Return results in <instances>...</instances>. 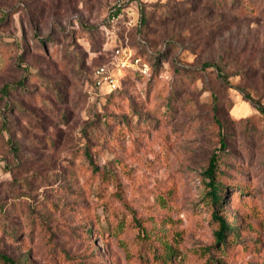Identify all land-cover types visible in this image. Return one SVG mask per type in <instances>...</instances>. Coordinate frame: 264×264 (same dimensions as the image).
<instances>
[{
    "label": "rangeland",
    "instance_id": "1",
    "mask_svg": "<svg viewBox=\"0 0 264 264\" xmlns=\"http://www.w3.org/2000/svg\"><path fill=\"white\" fill-rule=\"evenodd\" d=\"M118 1L0 0V253L18 264H264V118L243 97L264 105V0H122L119 23H135L141 4L146 44L163 56L103 107L108 87L85 89L98 65L121 75L98 32ZM215 152L232 187L223 212L250 223L225 252L202 181ZM141 228L157 255L172 248L168 260H142Z\"/></svg>",
    "mask_w": 264,
    "mask_h": 264
},
{
    "label": "trees",
    "instance_id": "2",
    "mask_svg": "<svg viewBox=\"0 0 264 264\" xmlns=\"http://www.w3.org/2000/svg\"><path fill=\"white\" fill-rule=\"evenodd\" d=\"M128 5V4H127ZM123 6H126L125 3ZM221 6V5H220ZM112 8V7H111ZM110 8V9H111ZM217 8V6H215ZM146 25H148L147 19L144 16L143 7L139 4L137 9V19L135 23L126 27L122 23H111L108 20V17L105 21L101 23L99 26V39L101 41L100 46V54L104 59L108 57H112V53L115 48L119 46H127L129 49H132L134 52L132 53L133 59H138L140 65H146L147 71L145 73L139 70H133L130 68L122 69L121 75L118 79H116V88L114 90H110L107 93L101 95V93H97V100L101 101V105L104 107L105 103L111 99L112 96L117 95V90L121 88L122 82L126 80L128 77H138L142 79H149L153 74V68H157L159 66V61L161 60L163 53L159 52L156 53L153 51V48L146 44ZM42 44L43 41H38ZM39 44V45H40ZM18 60L21 62L23 60L22 55L20 54ZM227 64V63H226ZM254 63H252L253 65ZM239 65V63H237ZM101 66H96L91 74V82L87 85L85 89V94L88 95L87 89L92 90V93L98 92V88L95 86V71L96 69ZM208 66V65H207ZM215 66V65H214ZM176 68H184V65L180 62L176 63ZM240 70H243L244 67L239 66ZM216 70L221 78L226 81V77L224 74H221L222 70L220 67H216ZM23 81L21 80V83ZM20 83V82H19ZM11 88L10 85H6L3 87L4 92H7L8 89ZM243 97L246 101L250 103V105L256 110L261 116L264 118V105L261 104L258 100L254 99L248 92L243 93ZM9 102H5V108L2 109L4 112L10 108ZM2 126H5V122L3 121ZM40 128V126L38 127ZM5 130V127H4ZM219 151L225 152L226 150V141L223 137L219 138ZM10 147L14 149V153H17V147L11 141L9 142ZM86 157H89L88 154H85ZM90 158V157H89ZM218 155L217 153H213L208 161L207 164L202 171V181L204 183L205 189V199L206 203H208V207L211 209V220L215 225V229L213 231V236L215 240V249L217 251L225 252L227 248L234 245L235 242L239 239V233L241 230H245V226H249V222L245 224V218L239 217L238 215L234 217V223L224 214L223 212V202H225V197L223 195L225 192L229 191L232 187L230 185H225L222 182V171L219 169L218 164ZM90 161V160H89ZM94 170V169H93ZM105 175H103L104 177ZM35 187V185H34ZM37 187V186H36ZM35 187V188H36ZM237 188L235 193H238L239 196L244 192L243 189L239 187ZM88 233L91 232L90 228H87ZM97 234V231H96ZM140 236L143 238L142 246H145L141 251H139L140 256H147V260L149 255L156 259L160 256L162 260H166L169 255L172 254V248L165 246L163 249V253L157 255L155 252L157 248L150 244L151 236L144 231V229H140L139 231ZM165 249V251H164ZM169 254V255H168ZM141 260V259H140ZM144 260V258L142 259ZM141 260V261H142ZM168 260V259H167ZM0 264H18L15 260L10 258L9 256L0 253Z\"/></svg>",
    "mask_w": 264,
    "mask_h": 264
},
{
    "label": "built area",
    "instance_id": "3",
    "mask_svg": "<svg viewBox=\"0 0 264 264\" xmlns=\"http://www.w3.org/2000/svg\"><path fill=\"white\" fill-rule=\"evenodd\" d=\"M123 4L124 3L122 0L118 1L110 9L108 20L111 23H114V24L119 23L121 19H124L122 8H124L125 6H123ZM126 8H129V7L127 6ZM136 19H137V16H136ZM128 25H130V23ZM112 57L114 59L121 58L124 60V62L120 64V69L130 68L133 70H139L143 73L147 71V66L140 65L138 59H133L131 50L127 48V46L125 45L115 48L112 53ZM103 84H105L109 90H114L116 88V80L110 75H108L106 66L102 65V66H99L95 71V86L97 88H100L103 86Z\"/></svg>",
    "mask_w": 264,
    "mask_h": 264
}]
</instances>
